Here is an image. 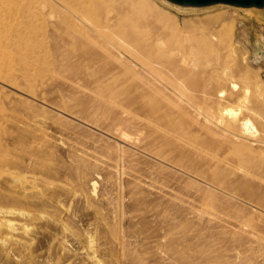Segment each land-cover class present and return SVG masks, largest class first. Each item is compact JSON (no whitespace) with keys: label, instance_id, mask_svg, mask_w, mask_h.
<instances>
[{"label":"rangeland","instance_id":"374dc122","mask_svg":"<svg viewBox=\"0 0 264 264\" xmlns=\"http://www.w3.org/2000/svg\"><path fill=\"white\" fill-rule=\"evenodd\" d=\"M139 1L151 6L150 16L163 14L164 28L178 24L180 33L188 22L194 32L213 31V51L224 57L219 65L237 74L228 77L219 66L212 75V86L224 90L219 105L228 116L247 118L258 138L264 8ZM52 11L48 0H0V264H264V168L259 178L224 177L235 187L231 194L217 185L222 176L214 170L230 166L211 160L207 136L191 119L183 120L184 138L175 111L164 118L144 107L134 121L143 130L139 139L125 128L114 132L101 114L95 120L97 85L82 76L83 88L71 86L68 51L53 40L60 19L49 18ZM124 81L114 75L101 86L122 93ZM160 149L164 158L155 154ZM243 152L233 147V154ZM191 164L203 176L182 168Z\"/></svg>","mask_w":264,"mask_h":264},{"label":"bare ground","instance_id":"6f19581e","mask_svg":"<svg viewBox=\"0 0 264 264\" xmlns=\"http://www.w3.org/2000/svg\"><path fill=\"white\" fill-rule=\"evenodd\" d=\"M48 1L56 8V11L50 12L49 18L60 19V24L55 25L53 40L68 51L66 64L72 74L71 86L83 88L82 76H91L97 85L95 97L90 102L94 119L97 114H101L114 132L122 134L125 128L139 139L143 130L134 123L136 118L140 119L136 117L138 111L148 107L151 114L162 112L164 118L170 117L171 112L175 111L182 118H179L181 136H189L188 122L185 124L183 120L191 119L190 124L207 136L205 147L212 153L211 160L220 159V162L230 166L223 170L218 166L213 168L222 176L218 177L219 187L232 194L235 187L232 184L226 185L224 177L240 174L246 179L260 174L256 175V171L264 168V121L260 123V135L255 139L247 118L228 116V108L219 105L224 90L212 86V75L220 67L228 77L237 74L231 69L234 66L227 68L223 61L219 65L220 59L224 57L220 52L213 51L219 43H214L216 35L210 28L202 26L194 32L192 24L188 22L182 23L180 33L176 28L178 24L170 29L164 28L161 26L165 18L163 14L157 12L155 16H150L148 9L151 6L139 0ZM65 24L69 28L62 30ZM232 31L233 26L228 29V35ZM108 63L112 67L106 70ZM92 65L98 69L91 74L88 69ZM114 75L125 80L126 87L122 93L101 86ZM203 75L205 82L202 80ZM231 101L236 103L237 97ZM244 109L246 114L253 111L252 107ZM233 147L243 148L244 152L235 155L232 153ZM155 152L158 157L164 158L161 149ZM197 166L191 164L182 168L197 176H203L205 171V177L208 176L209 164L204 163V171ZM90 187L94 190L95 183H90ZM235 218L232 217L233 220ZM234 226L240 231L245 230L243 225Z\"/></svg>","mask_w":264,"mask_h":264},{"label":"water","instance_id":"95a60500","mask_svg":"<svg viewBox=\"0 0 264 264\" xmlns=\"http://www.w3.org/2000/svg\"><path fill=\"white\" fill-rule=\"evenodd\" d=\"M179 7L202 8L223 5L238 9H262L264 0H164Z\"/></svg>","mask_w":264,"mask_h":264}]
</instances>
